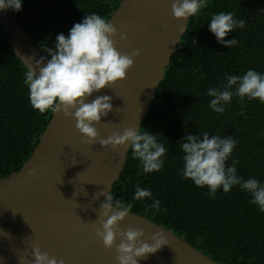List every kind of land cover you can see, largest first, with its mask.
Returning <instances> with one entry per match:
<instances>
[{"label": "trees", "instance_id": "1", "mask_svg": "<svg viewBox=\"0 0 264 264\" xmlns=\"http://www.w3.org/2000/svg\"><path fill=\"white\" fill-rule=\"evenodd\" d=\"M57 71L75 72L124 0H5ZM55 93L0 21V180L21 171ZM110 203L221 264H264V0H202Z\"/></svg>", "mask_w": 264, "mask_h": 264}, {"label": "water", "instance_id": "2", "mask_svg": "<svg viewBox=\"0 0 264 264\" xmlns=\"http://www.w3.org/2000/svg\"><path fill=\"white\" fill-rule=\"evenodd\" d=\"M201 1L124 0L66 74L0 0L14 54L58 97L33 155L0 180V264H221L110 203Z\"/></svg>", "mask_w": 264, "mask_h": 264}]
</instances>
